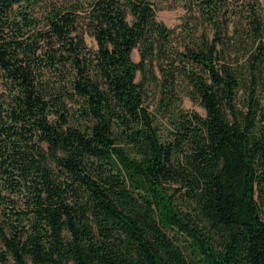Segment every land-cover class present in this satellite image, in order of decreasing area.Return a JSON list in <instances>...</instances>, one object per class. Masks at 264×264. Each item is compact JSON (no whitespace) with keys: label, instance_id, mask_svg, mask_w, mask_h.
<instances>
[{"label":"trees","instance_id":"16d2710c","mask_svg":"<svg viewBox=\"0 0 264 264\" xmlns=\"http://www.w3.org/2000/svg\"><path fill=\"white\" fill-rule=\"evenodd\" d=\"M187 1L0 0V264H264L262 6Z\"/></svg>","mask_w":264,"mask_h":264},{"label":"rangeland","instance_id":"374dc122","mask_svg":"<svg viewBox=\"0 0 264 264\" xmlns=\"http://www.w3.org/2000/svg\"><path fill=\"white\" fill-rule=\"evenodd\" d=\"M156 8L157 19L163 22L173 32V36L177 37L182 32V25L188 17V9L186 7L187 0H152ZM262 6V12L264 17V0H260ZM87 42L89 46L96 48L95 40L87 36ZM133 60L139 61V53L137 50L133 52ZM179 106L186 111H194L201 115H205V110L201 104L196 100L192 99L186 94L185 91H181L179 94ZM147 105L151 111H155L158 104V98L153 92L147 98Z\"/></svg>","mask_w":264,"mask_h":264}]
</instances>
